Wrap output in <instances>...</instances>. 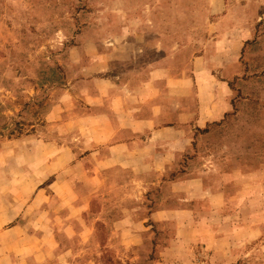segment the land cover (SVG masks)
<instances>
[{
	"label": "rangeland",
	"instance_id": "obj_1",
	"mask_svg": "<svg viewBox=\"0 0 264 264\" xmlns=\"http://www.w3.org/2000/svg\"><path fill=\"white\" fill-rule=\"evenodd\" d=\"M0 264H264V0H0Z\"/></svg>",
	"mask_w": 264,
	"mask_h": 264
}]
</instances>
